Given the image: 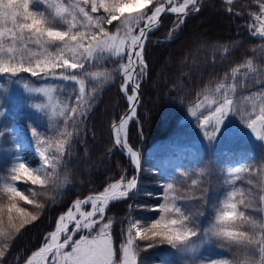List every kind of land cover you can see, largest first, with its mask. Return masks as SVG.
Instances as JSON below:
<instances>
[{
	"label": "trees",
	"instance_id": "obj_1",
	"mask_svg": "<svg viewBox=\"0 0 264 264\" xmlns=\"http://www.w3.org/2000/svg\"><path fill=\"white\" fill-rule=\"evenodd\" d=\"M197 8L198 11L190 9L184 23L172 32L170 29L176 16L161 15L159 27L149 33L145 44L144 59L148 71L142 80L137 75L139 99L136 114L126 130L128 144L140 156L138 188L124 200L110 204L101 221H112L117 263L120 246L127 239L129 220L137 215L152 218L155 212L145 213L144 210L157 204L160 196V187L156 186L158 177L171 169L176 183L175 196L184 198L176 202L184 215H191L197 225L200 239L193 238L194 249L217 254L218 259L229 264H246L249 258L257 261L261 258L255 248L245 249L204 234L223 198L225 166L241 161L245 155L234 152L225 156L220 152L200 151L195 154L181 150L172 139L184 130L183 117L188 109L225 80V74L233 67L252 60L255 73L264 71V39L248 35L249 25L254 27L259 5L252 0H234L231 4L222 0H202ZM246 71L241 69V73ZM253 73L237 75L236 80L240 81L237 90H247L255 84ZM20 76L28 81L33 78L29 73ZM227 81H232L230 75ZM13 97V100L12 97H2L5 112L0 115V125L6 127L16 122L26 129L31 126L43 129L45 113L33 107L26 96L27 99L21 94ZM90 98L91 106L85 118L77 119L69 141L70 150L57 166L53 182L44 186L29 181L15 183L24 195L35 201H18V206L36 215L37 219L25 224L8 241L9 247L0 257V264H22L41 245L44 236L52 230L56 217L71 201L97 193L121 176L133 175L131 163L115 150L110 133L111 124L126 108L117 82L99 87ZM251 150L254 157L244 163L249 171L240 172L236 184L242 188L245 202H250L252 207L238 204L237 211L245 212L259 225L264 223V202L260 199L264 196V147L255 144ZM193 163L200 165L199 172L191 168ZM5 167L6 161L0 154V180L5 179ZM175 167L178 169L173 170ZM153 196L157 198L151 199ZM239 199L241 196L237 195L236 200ZM0 204H7V196L2 191ZM4 222L7 227L6 212ZM242 230L252 231L248 225ZM259 230V227L255 229ZM4 242L0 238V244ZM135 243L136 264H193L188 258L180 260L178 250L168 244H155L152 240L139 238ZM149 244L153 246L149 248Z\"/></svg>",
	"mask_w": 264,
	"mask_h": 264
},
{
	"label": "snow or ice",
	"instance_id": "obj_2",
	"mask_svg": "<svg viewBox=\"0 0 264 264\" xmlns=\"http://www.w3.org/2000/svg\"><path fill=\"white\" fill-rule=\"evenodd\" d=\"M167 3L168 7L163 0H0V76L14 78V82L23 83L24 89L29 93L42 95H48L52 89L30 86L28 81L21 79L20 74L29 73L32 77L45 81L61 79L79 85V93L75 95L77 106L61 113L65 117L66 124L71 120L75 125L77 117L85 118L87 115V111H80L81 107L87 109L89 104V96L85 88L86 77L90 76L93 80L110 78L107 72L88 73L85 64H91L105 54L117 60L127 57V62L119 65V71L123 76L120 91L127 96L129 112L120 118L118 126L114 125V142L117 147L127 150L131 163L139 169V154L128 147L126 135L121 137V132L136 114V103L139 99L137 94L140 83L136 81L133 73L138 69L137 75L140 80L147 75L148 65L144 59L145 44L149 33L159 27L162 13L176 14L177 20L173 22L175 28L170 29L176 31L184 23L190 6L196 11L199 10L196 8L198 0H184L178 7L173 0H167ZM227 3L231 4L232 0H227ZM125 6H130L132 11L123 12ZM45 8L47 11L44 10ZM101 9L103 15H93L99 13ZM260 12L264 14V2L260 3ZM257 19L261 20V27L253 29L252 25H249L250 34L264 38V15L258 16ZM114 21H118V24L114 25ZM105 25H113L116 31L110 32ZM136 28L139 29L138 33H134ZM56 69L61 71L57 73ZM241 69L247 71L241 73ZM73 70H80L81 74L78 75ZM255 71L252 60L233 67L230 73L225 74V80L217 83L204 95L203 100H198L194 108L189 109L190 115L198 120L205 138L210 143L218 139L217 134L219 137L228 136L232 131L231 117L239 115L241 123L264 147V91L244 97L251 104L250 111L242 108L239 99L233 95L237 87V75L247 76ZM229 75L232 77L231 83L227 81ZM129 88L131 95H128ZM95 91L92 90L93 94ZM34 107L38 111L44 110L43 104ZM204 112L208 114L204 115ZM200 116L203 118L201 119ZM31 134L35 141V151L41 161L40 166L31 167L17 153L12 157L9 179L13 182L23 179L33 185L44 186L50 182L53 175L48 169H53L54 172L70 150L69 141L73 132L65 130L60 133L63 139L57 140L55 153L50 152L51 143L41 138L43 134L36 127L31 126ZM242 171H249V168L241 165L230 169L229 174L235 176ZM192 183L195 185L196 181L193 180ZM137 188L136 176L131 179L121 176L119 181L105 187L103 192L90 195L84 200L76 199L66 214L74 221L75 226L69 230L63 223L66 216L62 215L58 218L55 231L45 237L46 241H49L50 237V241L32 254L33 258H39L36 264H117L111 232L112 221L109 220L107 223L101 221L111 201L126 198ZM163 188V203L154 209L160 211V218L154 219L148 227L138 226L139 221L131 224L127 230L126 242L120 246L119 264H136L137 238L152 240L155 244H168L178 251L191 248L195 243L193 238L200 239L195 220L191 215H184L182 207L175 203L176 200L184 198L173 194V182L167 181ZM0 191L7 196L6 206L0 204V238L5 241L0 244V257H3L9 247L8 241L13 235L19 233L25 224L36 220L37 217L18 206V201L25 203H35V201L24 195L16 184L4 181ZM238 194L241 199L234 201L233 198ZM260 199L264 202V196ZM89 203L92 205V210L81 212V207ZM223 203L226 210L217 212L216 223L204 229L205 237L211 234L245 249L255 248L260 254V260L249 258L246 264H264V223L258 225L252 217L246 216L245 212L237 211L238 204L248 208L252 207L251 203L245 202L243 193L239 189L226 193V200ZM37 207L42 205L37 204ZM73 208L76 209L75 213L72 211ZM5 212L7 227H4ZM13 212L18 215L13 216ZM77 214L79 219H76ZM97 214L99 220L94 219ZM172 216L178 218H171ZM98 224L100 226L97 230ZM245 225L250 226L252 231L242 230ZM257 227L260 229L259 232L255 231ZM132 229H135V236L132 234ZM78 233L83 234L79 235V239H74ZM61 237H63L62 241ZM152 246L153 244L148 245L149 248ZM33 258H29L26 264H33ZM200 264H204V261L201 260ZM210 264H229V262L223 259H211Z\"/></svg>",
	"mask_w": 264,
	"mask_h": 264
},
{
	"label": "rangeland",
	"instance_id": "obj_3",
	"mask_svg": "<svg viewBox=\"0 0 264 264\" xmlns=\"http://www.w3.org/2000/svg\"><path fill=\"white\" fill-rule=\"evenodd\" d=\"M181 1H184V0H173V3H175L176 6H179ZM262 2H264V0H262ZM41 7H44V6H41ZM44 10L47 11L46 8ZM88 10L90 11V5L88 6ZM122 11L127 13V12L132 11V8L130 6H125L122 9ZM259 11H260V8H259ZM103 14L104 13L102 9L100 10L99 13H93V15H103ZM262 15L264 14H261L260 12L259 16H262ZM176 20H177V17H175L174 21ZM113 23L114 25L118 24V21H114ZM105 27L109 29L110 32L116 31V28L113 27L112 25H105ZM257 27H261V20L259 19L256 20L254 28H257ZM174 28H175V24L173 23L171 29H174ZM136 30L137 28L134 29V32H136ZM125 59L126 57H124L123 60H117L114 57H109L107 54H105L98 60L93 61L91 64L89 63L85 64V70L88 73L107 72L110 76V78L106 80H93L90 76L86 77L85 88L89 96V102H90V95L93 93L92 92L93 89L96 90L99 87L107 83L117 81L120 79L121 75L119 71V65ZM55 71L59 73L61 69H56ZM73 71H76L78 75L81 74L80 70H73ZM41 76H43V73H41ZM255 79L257 83L254 84V86H252L250 89L245 90V91L235 90V92L233 93L234 97L239 99L240 106L242 108H246L249 111L251 110V104L249 103V101L245 100L244 97H248L252 93L264 91V74H257L255 76ZM24 81H28V80H24ZM28 82L30 86H42L45 88H50L52 89V91H50L48 95L29 93L28 91L24 89L23 83H15L14 78L0 76V102L3 96L12 97L11 100H13L14 98L13 96H15L16 94H21L23 97L26 96L28 98L30 103H32L33 107L34 105H37V104H43L44 105L43 112L46 115V123H45V127L43 129L39 128L38 131L43 134L41 137L42 139L47 140L51 143L52 146H51L50 152L55 153V146H56L57 140L63 139L60 133L65 130L73 132L74 128L77 125V123L74 125L71 120H69L68 123L66 124L65 117L61 115V113L68 112L70 111L71 107L77 106L75 95L79 93V85H76L71 81H63L61 79H49L45 81L44 79H38L36 77H33L32 80H29ZM204 95L199 100H203ZM26 97L24 98L27 99ZM195 104L192 105L190 108H194ZM85 110L86 108L84 107L80 108L81 112H84ZM3 111H4V107L0 104V113ZM199 111L200 110H198V112ZM207 114H208L207 112H204V115H207ZM78 118L79 117H77V119ZM200 118L202 119L203 116H200ZM231 119L233 123H232V131L230 132V134L226 137H219V134H217L218 139L210 143L209 140L205 138L204 132L200 128L198 120L192 115H190V112L188 111L187 115L183 118V121L186 123L187 126L184 125V130L181 131V133L175 135L172 139L177 144H179L182 148L186 146L190 148V150L192 151H194V148H203V150H207V151L220 150L221 152L226 153V155L230 154L232 148H235V150L243 152L244 150H248V147L252 144H258L262 146L261 143L256 140L255 135L250 134V130H248L246 126L241 123L239 115L232 116ZM257 127L259 130V125ZM3 131L6 134L4 137L0 135V143H1V148L4 152V155L8 159L7 175L4 181L15 184V182L9 179V176H10L9 168L12 165V157L14 155L18 153L20 157L26 160L30 164V166L33 168L39 167L41 161L39 159L38 154L35 151V141L32 137L31 129L27 130L23 126H21L19 123H12L9 127L5 129L0 128V133H3ZM209 131H211V129H209ZM247 154L250 156V153H247ZM241 165H244V164L242 163L230 164L225 168L226 188L223 194V198L220 202V207L214 214L213 220L211 224L207 226V228H210L212 225L216 223V215L218 211L226 210L224 208V203H223V201L226 200V193L232 191L233 189H239L240 192L244 194L243 190L240 187H238L235 182L236 177L239 173L235 174V176H232L229 174L230 169L235 168V167H240ZM192 167L193 169L198 171V166L193 165ZM48 171L50 173H53L51 180H50V182H53V177L56 174V170L53 172V169H48ZM23 181L24 180L22 179L20 182H23ZM162 181H163L162 186L167 181H171L174 184L173 178L171 179L170 175L167 176ZM3 182L2 181L0 182L1 187L3 186ZM61 186H65V185H61ZM162 189L164 192L163 187ZM153 198L155 197H152L151 199ZM233 199L235 201L237 199V196L234 197ZM161 203H163L162 197L158 199L157 204L155 206L152 205L151 207L145 208L144 210L146 211L145 213L155 212L152 218H148L146 217V215H137L136 217L130 220L131 223L133 224L139 221L140 223L138 226L148 227L153 222L154 219L160 218L161 216L160 211L154 210V209H157ZM227 210L230 211V209H227ZM80 211H83V207H81ZM17 215L18 214L15 213L14 216H17ZM96 217L97 216H95L94 219H98ZM171 218H178V217L172 216ZM16 222L18 223L19 221H16ZM132 231L135 236V229H132ZM177 253H178L177 255L179 256L180 260L184 258H188L192 261L193 264L195 263L200 264L201 260L204 261V264H210L211 259H218L216 258V256L211 255L209 252H206V250H203L202 252H200L199 249H194V245H192L191 248L187 250L177 251Z\"/></svg>",
	"mask_w": 264,
	"mask_h": 264
},
{
	"label": "bare ground",
	"instance_id": "obj_4",
	"mask_svg": "<svg viewBox=\"0 0 264 264\" xmlns=\"http://www.w3.org/2000/svg\"><path fill=\"white\" fill-rule=\"evenodd\" d=\"M138 33V32H137ZM127 62V57H126V60L123 62V63H126ZM120 75H121V77H122V80H123V76H122V74L120 73ZM123 83V82H122ZM139 94V93H138ZM128 101V100H127ZM128 104H129V102H128ZM128 112H129V109H128V111H127V114H128ZM126 114V115H127ZM125 115V116H126ZM119 121H120V119L117 121V123L115 124V126H118L119 125ZM187 126V125H186ZM113 128H114V126H113ZM113 128H112V131H113ZM186 128V127H185ZM113 133H114V131H113ZM186 133V132H185ZM123 136V132H121V137ZM119 153V152H118ZM128 155V154H127ZM129 156V155H128ZM116 183V182H115ZM103 192V191H102ZM82 200H84V199H82ZM72 205H73V202H72V204L70 205V207L68 208V210L70 209V208H72ZM89 205H90V210L89 211H91L92 210V205L89 203ZM68 210L64 213V214H62V215H64V216H66V214L68 213ZM72 211L75 213L76 212V209H72ZM81 212H85V211H81ZM61 215V216H62ZM60 216V217H61ZM60 217H58V218H60ZM58 218H57V220H58ZM80 217H79V215L77 214L76 215V219H79ZM57 220H56V222H55V226H54V229H53V231H55V229H56V226H57ZM64 224H66L68 227L69 226H71V225H74V221H72L70 218H68L67 216H66V218H65V220H64V222H63ZM75 226V225H74ZM52 231V232H53ZM51 232V233H52ZM49 241H50V237H49ZM49 241H45L44 243H43V245L45 244V243H47V242H49ZM42 245V246H43ZM41 246V247H42ZM40 247V248H41ZM39 248V249H40ZM38 249V250H39ZM30 258H33L32 256L30 257ZM39 258L38 257H35V258H33V264H36V260H38ZM28 261V260H27ZM165 261V260H164ZM167 261V260H166ZM176 261V260H175ZM167 263V262H166Z\"/></svg>",
	"mask_w": 264,
	"mask_h": 264
},
{
	"label": "water",
	"instance_id": "obj_5",
	"mask_svg": "<svg viewBox=\"0 0 264 264\" xmlns=\"http://www.w3.org/2000/svg\"><path fill=\"white\" fill-rule=\"evenodd\" d=\"M133 75H134V73H133ZM127 111V110H126ZM126 111L124 112V114L126 113ZM123 114V115H124ZM128 147L129 148H131L129 145H128ZM132 149V148H131ZM126 152H127V150L126 149H124ZM133 151V150H132ZM137 172H138V169L136 168V166H135V176L137 177ZM24 264H26V262L24 263Z\"/></svg>",
	"mask_w": 264,
	"mask_h": 264
}]
</instances>
